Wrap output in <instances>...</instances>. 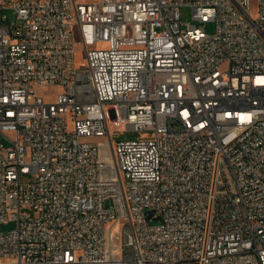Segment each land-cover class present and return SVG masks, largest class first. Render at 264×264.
<instances>
[{"label":"built area","instance_id":"obj_1","mask_svg":"<svg viewBox=\"0 0 264 264\" xmlns=\"http://www.w3.org/2000/svg\"><path fill=\"white\" fill-rule=\"evenodd\" d=\"M252 11L0 0V264H264V0Z\"/></svg>","mask_w":264,"mask_h":264},{"label":"rangeland","instance_id":"obj_2","mask_svg":"<svg viewBox=\"0 0 264 264\" xmlns=\"http://www.w3.org/2000/svg\"><path fill=\"white\" fill-rule=\"evenodd\" d=\"M252 7H253V15L257 14L258 11V0H252ZM181 16L183 22H192L195 21L192 18V8L190 5H185L181 9ZM185 25L184 27H186ZM207 31L210 33H214L216 30V24L214 21L209 22L207 25ZM76 41H77V54H76V61L77 64L80 66H83L86 63V52L85 48L83 46V43L81 41V37L79 36V33L76 35ZM56 90H60V88L56 87ZM113 133L117 134L118 132L121 133V137H130V138H136V137H142V138H151L155 136V132L153 130L146 131V132H137L133 130H126L125 126H113L112 127ZM35 178L34 174H30L29 176H25L23 179L26 180H33ZM16 226L15 220H9L7 222L0 224V230L1 231H8Z\"/></svg>","mask_w":264,"mask_h":264}]
</instances>
